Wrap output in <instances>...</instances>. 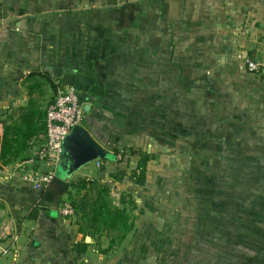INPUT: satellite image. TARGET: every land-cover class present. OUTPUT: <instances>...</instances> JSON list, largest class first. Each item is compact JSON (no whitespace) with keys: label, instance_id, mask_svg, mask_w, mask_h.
<instances>
[{"label":"crops","instance_id":"obj_1","mask_svg":"<svg viewBox=\"0 0 264 264\" xmlns=\"http://www.w3.org/2000/svg\"><path fill=\"white\" fill-rule=\"evenodd\" d=\"M147 2L123 1L110 5L108 12L132 4L141 7L135 20L149 18ZM99 3L0 0V264H129L131 244L111 251L118 252L114 257L95 245L86 253L74 249L83 235L71 217L59 213V205L67 201L69 179L60 178V184L57 176L43 188L23 183L14 174L16 165L31 155L30 139L36 135L24 143L13 141L7 150L4 137H16L19 128L28 134L40 127L38 111L47 110L40 99L55 80L75 85L87 129L98 141L111 143L112 136L123 133L124 146L156 153L163 147L166 114L176 113L179 106L181 77H188L187 89L182 88L188 110L203 97L202 145L207 161L220 162V178L225 181L221 185L229 186L221 192L237 197L230 207L236 210L230 225L235 229L227 230L223 216L222 235L211 240L216 244L203 246L199 261L264 264V0H188L191 26L185 52L171 38L165 45L162 22L154 27L151 42L142 34L138 43L128 40L133 28L141 30L133 27L134 21L129 31L113 21L114 35L106 39L101 22L94 21L100 15ZM247 59L260 69L251 71ZM170 77L171 85L165 87ZM95 84L104 86L102 96L90 93ZM103 117L106 124L100 121ZM146 118L151 124L144 123ZM38 132L40 143L46 127ZM96 162L98 176L105 174ZM144 236L139 233L134 239L145 241ZM85 241L94 244L91 237Z\"/></svg>","mask_w":264,"mask_h":264},{"label":"rangeland","instance_id":"obj_2","mask_svg":"<svg viewBox=\"0 0 264 264\" xmlns=\"http://www.w3.org/2000/svg\"><path fill=\"white\" fill-rule=\"evenodd\" d=\"M123 1L129 0H100L98 5L100 9H97L100 10V15L98 19L94 18V21L101 22L103 26L101 30L103 34L101 33V35L106 39L114 35L113 21L120 23L121 27L126 28L127 31L130 30L131 22L134 21L133 27H136L135 25L140 26L141 30L136 31L133 28V31L128 32V40L138 43L142 34L143 40L151 42L155 40L151 38L154 27L157 23L159 26V23L162 22L165 45L170 42L171 38L177 47H183L180 52H185L188 29L191 26L188 0H148L147 6L144 8L149 11V14L152 13L151 16L136 20L134 16L141 8L139 6L130 4L126 10L115 13L113 11L108 12L112 5H117ZM69 3L61 2L62 5ZM83 7L81 6V8ZM142 26H148V28L143 30ZM117 32L119 31L116 29V34ZM168 79L165 81V87L171 85V77ZM52 81L57 89L60 86H68L64 82ZM180 81L179 106L174 108L176 113H170V107L164 106L165 110L168 109L169 115L166 114L168 119L164 122L166 129L163 136V147H158L157 159L152 160L148 166L150 171L145 185H135L129 179L123 183H114L110 176L112 172L119 170H124L130 175L139 160L137 155H127L131 151H129L128 146L123 144V133L115 134L110 141L111 145L118 144V148L123 153L118 156V162L99 161L100 167L106 171L105 174L98 176L99 168L96 161L86 164L79 170L81 174L92 175L87 177L88 179L114 184L112 195L116 203L119 201L121 192L129 190L134 194L139 206L144 209L142 214H139L138 211L135 212L137 215L136 233H131L128 241L124 242L118 249L121 251L123 246L132 245L134 254L129 259V264H139V262L143 264L144 261L147 264L168 262L202 264L198 257V247L210 245L214 243L212 241L216 239V235H222V229L225 227L223 216L227 217L226 222L229 223L227 230L231 232V229H235L230 225L231 221H234L233 215L236 210L230 207L237 197L221 192L226 191L229 186L221 185L225 184V181H221L220 178V162L210 163L207 161L205 155L207 152L202 145L206 125L203 97H197L195 107L188 110L186 92L185 95L182 94V88L184 91L187 89L188 77H181ZM56 95L57 90L50 84V88L45 91L40 99L46 109L53 103ZM165 97L170 100V96ZM102 119L104 124L108 122L106 117L101 118L100 121ZM148 120L146 118L144 121L147 125L151 124L148 123ZM103 122L100 124L102 125ZM172 125L176 126V129L169 128ZM115 133H119V130ZM99 139L104 140L103 136L102 138L100 136ZM57 176L59 178L57 182L63 183V180L60 179L59 167L57 168ZM80 177L83 176L73 175L69 178V182L77 181ZM86 192L87 190L83 191V193ZM158 231L161 232L162 236H158ZM139 233L147 236L148 239L145 241L140 238L134 239V236ZM101 241V247H108L106 237H103ZM96 247L98 248V246ZM111 251L114 252V250ZM111 251L108 253L109 256L118 255V252L115 255Z\"/></svg>","mask_w":264,"mask_h":264},{"label":"trees","instance_id":"obj_3","mask_svg":"<svg viewBox=\"0 0 264 264\" xmlns=\"http://www.w3.org/2000/svg\"><path fill=\"white\" fill-rule=\"evenodd\" d=\"M49 83L57 90L53 81ZM35 85L38 86L40 84L38 82L35 83ZM38 113L37 122L41 123L40 127H35V130L28 134L22 133L21 128L17 129L15 132L16 137H4V149L7 150V147L11 146L13 141L18 143L29 141L32 136H37L40 129L43 130V128L46 127L47 110H42V112L38 111ZM83 124L88 128V123L85 119ZM102 144L117 156L123 154L118 148V144ZM129 151L131 152L127 154L128 156L137 155L139 157L137 166L133 169L132 173L129 175L126 171L119 170L112 172L110 176L114 183H123L126 179H129L135 185H145L150 171L148 166L152 160L157 159L158 155L143 149L129 148ZM100 161L105 162L108 160ZM101 169L103 170V168ZM113 188L114 184L112 183L102 182L101 180H91L87 177H80L77 181H68L66 192L67 201L72 204L75 212L74 216L71 217L72 222L78 232L83 235V240L76 242L74 245V249L78 253H86L91 246L95 245L98 246L101 253L108 255L111 250L120 249L131 233H136L137 215L135 212L138 211L139 214H142L144 209L139 206L134 194L129 190L122 191L119 201L116 203L112 195ZM85 190H87V192L83 193ZM38 212V209L33 211L31 216H36ZM86 237H91L94 240V244L87 243L85 241ZM103 237H106L108 241V247L106 248L101 247V239ZM203 249L202 245L198 247L199 254ZM167 264L175 263L168 262Z\"/></svg>","mask_w":264,"mask_h":264},{"label":"built area","instance_id":"obj_4","mask_svg":"<svg viewBox=\"0 0 264 264\" xmlns=\"http://www.w3.org/2000/svg\"><path fill=\"white\" fill-rule=\"evenodd\" d=\"M251 71H258L259 65L246 60ZM85 110L80 101L75 85L60 86L54 102L47 108L46 135L38 143L39 137L30 140L33 146L32 153L16 165L15 173L20 181L33 188H43L57 178V168L63 155V141L72 131L73 127L83 124ZM59 213L64 217L74 216V207L69 201L59 208ZM2 238H7L6 233H1ZM9 252L8 248L2 249L3 254Z\"/></svg>","mask_w":264,"mask_h":264},{"label":"water","instance_id":"obj_5","mask_svg":"<svg viewBox=\"0 0 264 264\" xmlns=\"http://www.w3.org/2000/svg\"><path fill=\"white\" fill-rule=\"evenodd\" d=\"M90 93L95 96H102L104 86L101 84L92 85ZM63 149L59 170L60 178L64 180L71 178L83 166L92 161L108 160L116 163L118 160V156L100 143L83 124L73 127L63 141Z\"/></svg>","mask_w":264,"mask_h":264}]
</instances>
